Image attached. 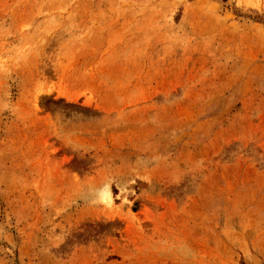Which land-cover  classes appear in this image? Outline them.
Listing matches in <instances>:
<instances>
[{
	"label": "rangeland",
	"instance_id": "obj_1",
	"mask_svg": "<svg viewBox=\"0 0 264 264\" xmlns=\"http://www.w3.org/2000/svg\"><path fill=\"white\" fill-rule=\"evenodd\" d=\"M0 264H264V0H0Z\"/></svg>",
	"mask_w": 264,
	"mask_h": 264
}]
</instances>
